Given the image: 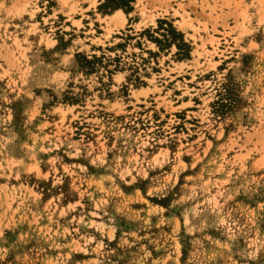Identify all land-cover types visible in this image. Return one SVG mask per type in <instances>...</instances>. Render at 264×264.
Instances as JSON below:
<instances>
[{
  "label": "rangeland",
  "instance_id": "1",
  "mask_svg": "<svg viewBox=\"0 0 264 264\" xmlns=\"http://www.w3.org/2000/svg\"><path fill=\"white\" fill-rule=\"evenodd\" d=\"M103 1L0 0V264H264V0Z\"/></svg>",
  "mask_w": 264,
  "mask_h": 264
},
{
  "label": "trees",
  "instance_id": "2",
  "mask_svg": "<svg viewBox=\"0 0 264 264\" xmlns=\"http://www.w3.org/2000/svg\"><path fill=\"white\" fill-rule=\"evenodd\" d=\"M133 0H104L102 5L106 6L108 8H117L121 7L124 8V10L128 11L130 10L131 6L130 3ZM168 31V34H164V42L167 44H170L174 42L178 48H181L182 46H186L185 42L182 40V34L180 32H177L169 23L168 28L166 29ZM178 38L179 42H175V39ZM161 41V40H157Z\"/></svg>",
  "mask_w": 264,
  "mask_h": 264
},
{
  "label": "bare ground",
  "instance_id": "3",
  "mask_svg": "<svg viewBox=\"0 0 264 264\" xmlns=\"http://www.w3.org/2000/svg\"><path fill=\"white\" fill-rule=\"evenodd\" d=\"M116 11V13L115 14H117L118 16H119V20H120V22H122L123 21V19H124V17L122 16V15H120V14H122L121 13V11L119 10V9H117V10H115Z\"/></svg>",
  "mask_w": 264,
  "mask_h": 264
}]
</instances>
